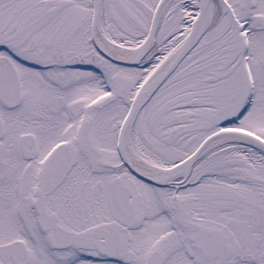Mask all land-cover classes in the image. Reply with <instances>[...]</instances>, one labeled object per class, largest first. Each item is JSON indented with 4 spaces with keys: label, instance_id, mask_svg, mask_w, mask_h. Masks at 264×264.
Masks as SVG:
<instances>
[{
    "label": "snow or ice",
    "instance_id": "obj_1",
    "mask_svg": "<svg viewBox=\"0 0 264 264\" xmlns=\"http://www.w3.org/2000/svg\"><path fill=\"white\" fill-rule=\"evenodd\" d=\"M0 264H264V0H0Z\"/></svg>",
    "mask_w": 264,
    "mask_h": 264
}]
</instances>
